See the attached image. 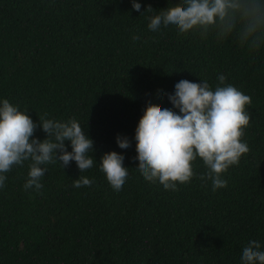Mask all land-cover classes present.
Segmentation results:
<instances>
[{"label":"trees","instance_id":"16d2710c","mask_svg":"<svg viewBox=\"0 0 264 264\" xmlns=\"http://www.w3.org/2000/svg\"><path fill=\"white\" fill-rule=\"evenodd\" d=\"M137 2L140 12L131 0H0V102L34 122L75 118L97 162L82 173L75 161L42 166L39 191L24 189L31 161L6 174L0 264H241L249 241L264 250V46L172 25L152 32L149 17L183 0ZM149 5L155 11L141 14ZM221 74L252 100L243 137L250 151L223 174L227 187L213 191L198 178L207 171L199 158L197 176L175 191L146 181L134 170V137L147 104L172 108L164 93L180 80H207L214 90ZM117 134L129 138L128 149ZM111 151L129 168L119 192L99 165ZM79 176L94 183L72 187Z\"/></svg>","mask_w":264,"mask_h":264},{"label":"clouds","instance_id":"9594fccd","mask_svg":"<svg viewBox=\"0 0 264 264\" xmlns=\"http://www.w3.org/2000/svg\"><path fill=\"white\" fill-rule=\"evenodd\" d=\"M132 8L140 12L141 3L131 0ZM145 11L153 12L149 5ZM148 29L159 32L162 27L175 26L178 33L199 32L201 37L214 33L218 40L235 36L241 46L258 50L264 46V0H183L149 17ZM132 39L139 40L134 35ZM191 82L180 80L174 93L165 92L172 108L149 102L135 129L138 171L148 182H159L165 190H177L178 184L190 183L197 176L193 169L199 158L207 168L199 179H210L213 191L226 188L223 174L231 166L239 165L250 148L243 140L251 115L247 106L252 100L218 76L213 88L207 80ZM162 90H157V95ZM175 109V110H174ZM178 110V111H177ZM8 99L0 102V188L6 174L14 166L29 164L24 189L39 191L48 164L59 162L62 168L75 161L80 173L97 163L94 141L75 118L67 121L38 117L34 122ZM40 128L46 134L43 140L35 137ZM70 142L71 151L67 150ZM116 143L128 149L131 141L117 134ZM124 155L111 151L102 155L100 170L113 190L119 192L129 176L124 166ZM94 180L79 176L72 187L91 186ZM241 264H264V250L260 242L251 240L242 250Z\"/></svg>","mask_w":264,"mask_h":264}]
</instances>
